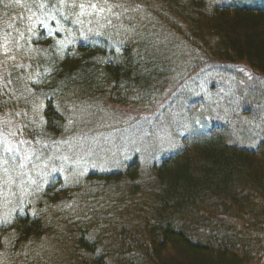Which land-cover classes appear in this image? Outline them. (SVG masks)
I'll use <instances>...</instances> for the list:
<instances>
[{
	"label": "trees",
	"instance_id": "16d2710c",
	"mask_svg": "<svg viewBox=\"0 0 264 264\" xmlns=\"http://www.w3.org/2000/svg\"><path fill=\"white\" fill-rule=\"evenodd\" d=\"M100 1L0 0V164L4 151L20 170L26 155L36 177L31 169L60 144L68 154L82 138L120 131L114 120L96 125L97 109L152 115L208 65H242L264 79V4L133 0L132 12V0H109L115 9ZM95 3L118 9L123 26L110 25L100 46L77 45L64 31L77 35L81 8ZM32 15L58 17L60 34L20 39L4 57V40L23 37ZM212 125L157 163L135 153L68 183L52 174L31 199L4 188L0 209L14 207L0 224V264H264V136L245 145ZM50 238L68 257L46 247Z\"/></svg>",
	"mask_w": 264,
	"mask_h": 264
},
{
	"label": "rangeland",
	"instance_id": "374dc122",
	"mask_svg": "<svg viewBox=\"0 0 264 264\" xmlns=\"http://www.w3.org/2000/svg\"><path fill=\"white\" fill-rule=\"evenodd\" d=\"M132 1L128 0L127 2ZM208 1L210 3L213 2V4L228 2L227 4L230 3L231 5L253 4L262 6L264 4V0ZM100 2L105 6L109 5L115 9L109 0ZM130 7H132L131 11L135 12L133 11L135 2ZM112 8L105 9L103 5L97 3L81 8L82 12L79 13L82 21L76 20L75 25H73L74 28L80 27V32L72 36V33L75 31L65 29V31L63 30L64 35L70 36L76 41L77 45L89 46L90 43H105V40L100 38L105 37L106 31L111 29L110 25L116 26V29L123 26V21L117 20L116 24L113 20V18L119 19L120 11L118 9L113 11ZM132 12L131 14L134 16ZM60 16L63 18L65 13L63 15L60 14ZM72 16L74 17V15ZM136 16L138 17V15ZM141 18L143 17L141 16ZM28 21V32H23V37L13 35L4 40L1 48L4 57H9L11 54L16 53L13 50L14 47H11L20 39L23 42L31 37L42 35L56 36L60 34L62 29L60 28L61 22L54 15L45 18L32 15ZM138 21L132 22L137 23ZM144 21H146V18H144ZM144 21L142 20L141 22ZM77 22L78 24H76ZM108 46L112 48L113 43L111 42V45L108 44ZM199 70L190 78L184 80L179 89L174 90V92H172L173 90H169L166 92L167 94L160 97L158 100H162L164 104L159 108L154 105L152 115L139 114V118L134 117L129 119L132 117L129 114L144 112L147 109L133 110L131 108L130 110H125L117 108V111L113 110L112 113L109 110L97 109V111L103 113H98L100 116L96 118V125L114 120L112 122L120 131H115L102 138L100 135L94 139L82 138L80 142H77L75 148L68 151V154L62 152V150H68V148L60 144L61 147L58 148L60 150H55L48 159L40 161L37 168L31 169L36 177L26 174V166L29 163L28 156L22 157L23 160L19 162V170L14 164H5L3 162L7 161L8 156L4 151H1L3 158L0 164V196L2 197L6 190L8 192L11 191V193L17 190V193L21 196L23 193L28 192V198L31 199L30 193L36 191L41 182L46 181L49 183L53 177L52 174L60 175L62 180L68 183L70 182L69 180H72V178L81 173L109 171L118 167L121 163L120 157L125 160L135 153L142 156V164L144 165H149L150 162L157 163L163 158L169 157L171 152L182 146L186 139L192 140L195 135L204 134L208 130L205 129L207 126L210 127L209 130L211 131L213 128L212 124L214 126L222 124V128L228 127L229 131L223 129L225 133L231 132V135L240 143L256 145L262 139V136H264V131H261L264 127V79L258 77L252 70L242 65H208ZM169 95H171L170 99L166 101L165 98ZM149 108L150 105L148 106ZM118 112L119 115L116 116L115 114ZM86 115L90 114L85 111L82 118L86 117ZM113 116L117 117V119H113ZM76 117H79V115H76ZM238 126L247 128L248 131L245 134L251 135L252 138L245 139L240 133ZM255 139H257V142H255ZM60 154H64L63 160L59 157ZM68 155L69 157H66ZM11 161L8 159V162ZM53 161L59 162L60 165L52 166ZM47 170L49 171L47 172ZM14 177L19 179L18 183L15 182ZM14 186H18V188ZM13 200V195H10L7 199L9 203L13 202ZM16 205L19 206L20 204ZM6 206L4 205L2 210L0 209V224L2 225L3 222L8 221L7 217L11 210H13L12 207H14L13 205H8V211ZM6 210L8 213H6ZM56 243H58L56 239L50 238L46 243V247L54 246L57 254L61 252L68 257L69 253L66 254L67 250L61 246L58 247L59 245Z\"/></svg>",
	"mask_w": 264,
	"mask_h": 264
}]
</instances>
